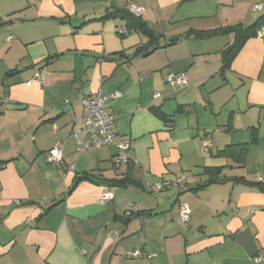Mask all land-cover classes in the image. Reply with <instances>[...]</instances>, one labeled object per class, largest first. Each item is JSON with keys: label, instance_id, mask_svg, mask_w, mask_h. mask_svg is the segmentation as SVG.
Instances as JSON below:
<instances>
[{"label": "crops", "instance_id": "obj_1", "mask_svg": "<svg viewBox=\"0 0 264 264\" xmlns=\"http://www.w3.org/2000/svg\"><path fill=\"white\" fill-rule=\"evenodd\" d=\"M131 5L144 8L139 17L159 46L138 57L148 38L105 18ZM263 16L264 0H0V99L8 100L0 106V264L264 258V193L249 184L264 183V40L249 39L223 71L233 35L189 34L250 27ZM37 69L43 83L26 86ZM180 73L185 87L166 84ZM115 92L114 145L77 154L71 132L82 100ZM123 140L132 159L120 169L113 158ZM56 146L62 163L48 164ZM212 169L222 170L215 177ZM160 180L172 188L146 190ZM106 191L113 198L100 203ZM131 250L139 257L126 258Z\"/></svg>", "mask_w": 264, "mask_h": 264}, {"label": "built area", "instance_id": "obj_2", "mask_svg": "<svg viewBox=\"0 0 264 264\" xmlns=\"http://www.w3.org/2000/svg\"><path fill=\"white\" fill-rule=\"evenodd\" d=\"M261 5H254L253 10L260 12ZM128 11L139 17L143 12L144 8L131 5ZM118 34L125 35L124 30H118ZM256 37L259 39L264 38V25H261L256 30ZM11 40V37L7 38V41ZM33 83L42 84L43 83V71L41 69L35 70L32 79L26 82V86H30ZM166 84L172 88H183L187 85V77L185 74H168L166 76ZM119 94L117 92L110 95H101L97 94L92 97L84 98L81 102V108L83 111V117L81 120L76 122V127L73 128L71 132V137L74 142L75 152L77 154H88L98 149L109 147L114 145V139L116 137V129L114 124V119L109 113L108 104L113 99L117 98ZM159 94L153 96L154 99L159 98ZM6 98L0 99V106L4 103H7ZM202 151L207 154L212 148V141L208 137L201 139ZM117 154L113 158V163L117 168H123L131 161L130 155V141L123 140L116 145ZM45 161L48 164L60 165L62 163V154L59 147H54L49 150L44 155ZM184 179L182 177L180 180H177L175 184L179 183ZM256 183H261L262 178L260 176L255 178ZM172 183L168 181H157L151 184H146V190H155L163 191L172 188ZM113 196L110 191H106L100 198V203H105L112 200ZM133 212V208H129L127 215H130ZM179 222L182 225H187L190 220V210L187 206L181 205L179 207ZM84 255V252L82 253ZM140 255L139 250H131L125 253L126 258H138ZM152 257V256H149ZM264 261L262 255L253 259L255 264L261 263Z\"/></svg>", "mask_w": 264, "mask_h": 264}, {"label": "trees", "instance_id": "obj_3", "mask_svg": "<svg viewBox=\"0 0 264 264\" xmlns=\"http://www.w3.org/2000/svg\"><path fill=\"white\" fill-rule=\"evenodd\" d=\"M105 18L107 19H120L122 21H126L128 30L127 33L134 30L137 32L142 33L148 38V41L146 44L140 46L136 49L134 57H138L141 55H145L150 53L155 48L159 47L157 43V38L154 37L153 33L147 28V26L144 24V22L141 20L140 17H136L132 15L128 10H118L111 14H108ZM264 25V16L259 18L256 23L250 27H243L241 25H235V26H228V27H222L219 29H215L212 31H193L189 34L193 35L196 38L200 39H208L213 36L217 35H233L234 40L233 43L222 53L223 55V71L226 70L234 57L238 54V52L241 50V48L244 46V44L251 38L256 37V30L261 26ZM126 35V34H125ZM124 36V35H123ZM264 40V38H263ZM121 57V56H120ZM157 116H159V113L155 112ZM264 118V114H263ZM241 156L245 152V147H240ZM222 169H212L209 170V173L212 174V176H217L220 174ZM235 183H244V181L241 180H233ZM110 186H117V187H125L127 185L125 180H113L109 182ZM250 185L257 188L259 191L264 193V183H249Z\"/></svg>", "mask_w": 264, "mask_h": 264}, {"label": "water", "instance_id": "obj_4", "mask_svg": "<svg viewBox=\"0 0 264 264\" xmlns=\"http://www.w3.org/2000/svg\"><path fill=\"white\" fill-rule=\"evenodd\" d=\"M177 39H172V40H169L170 42H175Z\"/></svg>", "mask_w": 264, "mask_h": 264}]
</instances>
